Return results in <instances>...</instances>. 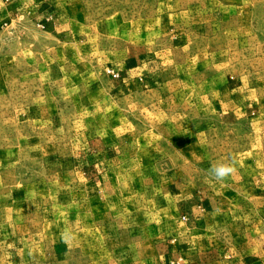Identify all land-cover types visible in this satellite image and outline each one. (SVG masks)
Instances as JSON below:
<instances>
[{
	"label": "rangeland",
	"instance_id": "obj_1",
	"mask_svg": "<svg viewBox=\"0 0 264 264\" xmlns=\"http://www.w3.org/2000/svg\"><path fill=\"white\" fill-rule=\"evenodd\" d=\"M70 1L53 3L65 39L44 25L0 26V54L25 51L0 70V191L54 208L67 250L55 264H156L160 207L174 224L173 195L211 164L234 159L241 178L264 182V0ZM131 44L171 65L173 80L120 104L118 134L103 138L123 157L102 185L63 174L54 145L105 127L104 79L121 77L112 63ZM239 79L253 91L250 110L237 101L234 114L216 111L218 91ZM34 103L43 120L18 118Z\"/></svg>",
	"mask_w": 264,
	"mask_h": 264
},
{
	"label": "crops",
	"instance_id": "obj_2",
	"mask_svg": "<svg viewBox=\"0 0 264 264\" xmlns=\"http://www.w3.org/2000/svg\"><path fill=\"white\" fill-rule=\"evenodd\" d=\"M53 3L72 2L0 0V26L11 23L22 29L25 25L32 32L44 25L51 30L48 34L52 39H65V33L55 31ZM24 52L22 47H16L13 52L0 54V63L4 64L0 70L6 71L9 59H17ZM113 61L112 66L120 70L121 77L113 80L108 75L104 79L109 105L105 127H95L92 138L62 141L53 149L55 164L63 174H78L91 184L102 185L122 161L120 145L103 138L118 134L120 104L133 102L145 89L158 82L168 83L175 76V69L145 46L128 45ZM217 94L213 108L220 113L234 114L237 101L240 108L248 111L253 103V91L242 79L228 83ZM42 104L34 103L25 111L20 108L18 118L43 120ZM263 204L264 182L252 176L241 178L234 173L224 183H218L207 172L189 181L187 190L173 195L170 214L176 219L174 224L166 213L163 215V208L159 209L156 264H264ZM98 222L99 230H105L104 219ZM64 243L56 235L55 210L51 205L39 206L33 194L8 197L0 191V264H55L67 251ZM244 248L253 250L245 252ZM100 261L103 258H96L94 263Z\"/></svg>",
	"mask_w": 264,
	"mask_h": 264
},
{
	"label": "clouds",
	"instance_id": "obj_3",
	"mask_svg": "<svg viewBox=\"0 0 264 264\" xmlns=\"http://www.w3.org/2000/svg\"><path fill=\"white\" fill-rule=\"evenodd\" d=\"M235 160H231L226 163H213L209 167L208 174L218 183H224L228 180L236 171ZM65 234L62 233V237ZM74 239V237H72Z\"/></svg>",
	"mask_w": 264,
	"mask_h": 264
},
{
	"label": "built area",
	"instance_id": "obj_4",
	"mask_svg": "<svg viewBox=\"0 0 264 264\" xmlns=\"http://www.w3.org/2000/svg\"><path fill=\"white\" fill-rule=\"evenodd\" d=\"M107 73L110 74L114 78H119L120 77V74L117 73L115 70H113L111 68H107Z\"/></svg>",
	"mask_w": 264,
	"mask_h": 264
}]
</instances>
